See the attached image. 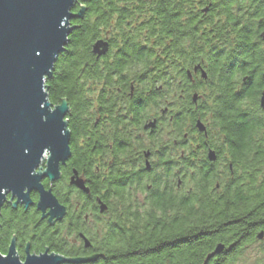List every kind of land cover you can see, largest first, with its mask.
<instances>
[{"label":"flooded vegetation","instance_id":"1","mask_svg":"<svg viewBox=\"0 0 264 264\" xmlns=\"http://www.w3.org/2000/svg\"><path fill=\"white\" fill-rule=\"evenodd\" d=\"M261 34L264 37V31ZM195 68L187 71L181 68L178 78L172 79L171 92L169 84L157 85L156 93L148 92L147 87L136 92L130 86L127 95L118 97L120 84L114 87L117 91L114 95L109 94L111 88L101 84L102 94L95 100L98 110L83 112L76 122L77 130H83L76 141L83 152L79 159L81 166L71 165L72 131L69 130L70 158L59 167L56 181L41 182L64 208L63 217L50 220L48 211L40 213L36 207L38 194L34 191L29 193L27 207L6 195L0 210V255L5 257L12 247L13 256L20 263L27 256L37 257L46 252L48 256L57 255L64 260L85 261L78 264H202L201 252L206 251L204 261L215 249L214 237L229 232L230 227L223 225L219 230L202 231L200 211L224 208L191 203L199 195L215 203L222 197L223 188L230 190L236 179L231 143L214 124L208 125L199 117L202 110L196 95L202 87L201 80L206 78ZM164 74L167 76L168 72ZM259 109L264 111V93L260 96ZM186 116L196 118L195 124L190 120L186 124ZM114 166H125L130 173L119 177L116 172L118 185L113 194L117 216L109 213L103 199V184ZM76 178L83 182L87 193L70 184ZM94 183L99 189H91ZM154 196L189 203L151 206ZM120 198H128V204L122 205ZM100 204L106 207L102 213ZM152 210L164 213L161 221H147L145 214ZM125 213L130 214L128 222ZM112 219L118 220L112 222ZM242 233L248 235L245 231ZM259 233L262 238L257 242L263 244L264 229ZM111 235L117 239L105 243ZM219 244L223 246L221 254L207 264H227L232 258V249L235 252L238 248L236 243ZM56 248L67 252L56 254Z\"/></svg>","mask_w":264,"mask_h":264},{"label":"trees","instance_id":"2","mask_svg":"<svg viewBox=\"0 0 264 264\" xmlns=\"http://www.w3.org/2000/svg\"><path fill=\"white\" fill-rule=\"evenodd\" d=\"M80 9L84 10L82 18L70 21L73 30L67 46L45 80L48 102L55 107L65 101L69 110L71 165L81 166L79 159L83 157L76 146L83 130H77L76 122L83 112L97 109L101 84L112 89L110 95L117 94L114 87L120 84L118 97L127 95L130 86L136 92L147 87L148 92L156 93L157 85L169 84L171 92L181 68H198L206 78L195 94L202 110L199 117L208 125L214 124L231 143L236 181L230 190L223 188L215 203L199 195L191 204L224 208L200 211L199 225L202 231L230 227L213 240L215 248L219 243H236L240 248L232 249L227 264H243V256L253 245L260 246L261 255L253 264H264V243L257 242L261 234L257 232L264 229V111L259 109L264 93V0H81L73 12ZM97 43L106 46L100 56L94 52ZM139 84L144 85L135 87ZM195 119L186 116L185 123L190 120L194 125ZM127 171L125 166H114L103 184V199L113 216L118 215L113 194L118 185L116 172L121 177L123 173L129 176ZM91 189L99 186L94 183ZM120 200L127 205L129 199ZM188 203L154 196L149 205ZM124 215L125 221H130V214ZM145 215L147 221L156 223L164 213L152 210ZM244 231L248 235H243ZM113 238L108 236L105 243ZM66 250L56 248L54 252ZM205 254L201 252L202 264Z\"/></svg>","mask_w":264,"mask_h":264},{"label":"water","instance_id":"3","mask_svg":"<svg viewBox=\"0 0 264 264\" xmlns=\"http://www.w3.org/2000/svg\"><path fill=\"white\" fill-rule=\"evenodd\" d=\"M81 0H0V210L6 195L16 203L30 205L29 193L38 194L37 210L50 220L64 215L50 190L41 186L59 177V167L70 158L65 101L53 107L47 100L45 80L51 77L59 56L67 46L73 28L70 21L81 19ZM106 46L97 43L100 56ZM202 76L205 77L204 73ZM263 104V100H261ZM200 130L203 128L197 124ZM40 166H45L42 171ZM71 185L87 193L79 179ZM100 213L106 210L100 204ZM262 234L257 236L260 240ZM85 246L87 242L84 240ZM218 245L203 264L222 252ZM57 255L27 256L23 263L13 256L12 247L0 264H78Z\"/></svg>","mask_w":264,"mask_h":264},{"label":"rangeland","instance_id":"4","mask_svg":"<svg viewBox=\"0 0 264 264\" xmlns=\"http://www.w3.org/2000/svg\"><path fill=\"white\" fill-rule=\"evenodd\" d=\"M42 171L45 169V166H42ZM260 249L259 245H253L250 248H248L246 252V256L243 259V264H253L256 260L261 258V255L258 253V250Z\"/></svg>","mask_w":264,"mask_h":264},{"label":"built area","instance_id":"5","mask_svg":"<svg viewBox=\"0 0 264 264\" xmlns=\"http://www.w3.org/2000/svg\"><path fill=\"white\" fill-rule=\"evenodd\" d=\"M40 168H42V166H40ZM42 170V169H41Z\"/></svg>","mask_w":264,"mask_h":264}]
</instances>
